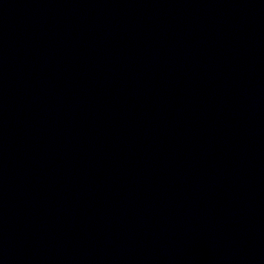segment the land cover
<instances>
[{
  "label": "water",
  "instance_id": "95a60500",
  "mask_svg": "<svg viewBox=\"0 0 264 264\" xmlns=\"http://www.w3.org/2000/svg\"><path fill=\"white\" fill-rule=\"evenodd\" d=\"M0 264H264V0H0Z\"/></svg>",
  "mask_w": 264,
  "mask_h": 264
}]
</instances>
